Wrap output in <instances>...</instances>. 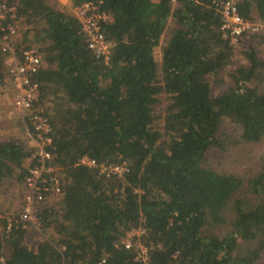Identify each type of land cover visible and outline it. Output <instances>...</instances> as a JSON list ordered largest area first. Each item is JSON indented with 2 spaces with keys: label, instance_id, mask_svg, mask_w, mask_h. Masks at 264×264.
<instances>
[{
  "label": "trees",
  "instance_id": "trees-1",
  "mask_svg": "<svg viewBox=\"0 0 264 264\" xmlns=\"http://www.w3.org/2000/svg\"><path fill=\"white\" fill-rule=\"evenodd\" d=\"M74 1L105 16L107 55L53 0H10L16 15L0 20V38L22 27L17 58L25 49L40 57L31 81L63 184L58 203L37 207L36 228L0 218V264H139L121 245L137 229L150 264H264V157L245 176L211 164L264 140V56L255 50L264 32L231 45L222 0ZM237 7L264 23V0ZM6 68L0 48V85ZM213 83L227 88L213 94ZM31 151L19 138L0 140V193L23 185ZM83 157L127 172L106 179L79 165Z\"/></svg>",
  "mask_w": 264,
  "mask_h": 264
},
{
  "label": "built area",
  "instance_id": "built-area-1",
  "mask_svg": "<svg viewBox=\"0 0 264 264\" xmlns=\"http://www.w3.org/2000/svg\"><path fill=\"white\" fill-rule=\"evenodd\" d=\"M221 14V31L228 37L230 44L236 46L238 39L244 35L260 34L264 32V23L251 22L243 19L238 13V0H222L216 3ZM73 16L83 25L87 33L91 50L97 55H107L111 44L100 33L99 24L105 21V16L97 12L92 4L83 3L72 8ZM16 15V6L10 0H0V20L7 17L13 19ZM9 33H4L0 38V48L3 54L8 55V78L14 88L13 106L20 112L22 127L26 133L28 148H31L28 161V173L24 179L23 208L19 219H14L11 214H0L10 226L13 220L24 224V228L38 225L36 209L39 206H51L50 198H61L62 179L57 173V167L51 165V154L48 151L51 139L47 120L42 116L43 109L39 106L38 84L31 81V77L40 66V57L32 49L21 51L17 58L10 37L14 34V27L8 26ZM23 129V128H22ZM78 164L97 170L100 176L106 179L120 178L127 172L125 163L99 164L95 160L83 157ZM143 230H131L128 232L121 245L133 253L134 260L139 264H150V249L139 238ZM98 264H107L102 259Z\"/></svg>",
  "mask_w": 264,
  "mask_h": 264
},
{
  "label": "rangeland",
  "instance_id": "rangeland-1",
  "mask_svg": "<svg viewBox=\"0 0 264 264\" xmlns=\"http://www.w3.org/2000/svg\"><path fill=\"white\" fill-rule=\"evenodd\" d=\"M51 1V0H47ZM56 1L57 4L64 6L65 8L72 10L75 5L74 0H53ZM62 2V3H61ZM167 31L164 32L159 46L155 52V59L159 61L161 49L164 45L166 39L170 35L169 31L171 28V24H168ZM22 27L14 26V34L10 37V46L15 52L14 45L19 46L22 38L20 36ZM255 50L260 56H264V45L256 42ZM240 51H235L234 63L241 64L243 62V56ZM5 66H7L8 56L3 54ZM7 69V68H6ZM230 69V70H227ZM227 74L232 73L231 68H227ZM227 86H220L216 83L212 84V93L218 94L224 91ZM14 88L12 83L9 81L8 75L4 79V84L0 85V140H6L8 138L16 137L21 139L22 141H26V133L24 127L20 129L21 124V114L17 111L13 106L14 99ZM163 106V105H162ZM162 106H158L159 111H162ZM264 157V140L258 144L254 145H243L236 148H232L227 154L219 155V157L213 161L211 164L214 169L219 171H227L232 174H239L241 176H245L255 172L260 160ZM24 186H11L8 191L0 193V210L15 216L16 214L21 212L23 206V197H24ZM61 198H50V203L52 205L58 203ZM218 232V231H217ZM31 237L30 241L33 240ZM37 238V237H36Z\"/></svg>",
  "mask_w": 264,
  "mask_h": 264
},
{
  "label": "crops",
  "instance_id": "crops-1",
  "mask_svg": "<svg viewBox=\"0 0 264 264\" xmlns=\"http://www.w3.org/2000/svg\"><path fill=\"white\" fill-rule=\"evenodd\" d=\"M60 1H63V0H60ZM62 3V2H61Z\"/></svg>",
  "mask_w": 264,
  "mask_h": 264
}]
</instances>
